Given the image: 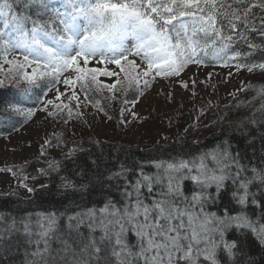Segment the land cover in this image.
<instances>
[{
	"label": "snow or ice",
	"instance_id": "1",
	"mask_svg": "<svg viewBox=\"0 0 264 264\" xmlns=\"http://www.w3.org/2000/svg\"><path fill=\"white\" fill-rule=\"evenodd\" d=\"M258 51L264 0H0V89H9L0 110L13 129L37 111L67 124L84 103L105 111L97 94L134 107L138 97L127 93L143 95L160 80L189 90L173 79L189 65L264 71V60L250 59ZM130 112L120 108V124ZM239 134L245 147L225 135L129 165L82 160L83 145L54 133L41 145L47 166L38 175L0 168L29 198L38 191L30 179L56 190L50 208L0 209V264L16 256L20 264H260L253 249L264 261V150L255 162L254 138Z\"/></svg>",
	"mask_w": 264,
	"mask_h": 264
},
{
	"label": "rangeland",
	"instance_id": "2",
	"mask_svg": "<svg viewBox=\"0 0 264 264\" xmlns=\"http://www.w3.org/2000/svg\"><path fill=\"white\" fill-rule=\"evenodd\" d=\"M173 79L189 81V90L182 89L178 83L160 80L143 95H138L135 90L127 93L129 100L138 97L134 107L120 102L110 103L105 99L107 93L97 94L95 99L99 98L100 107L105 111H97L91 104L84 103L79 109L82 117L74 118L67 124L62 118H46L43 111H37L33 119L17 127L18 130L12 129L0 136V168L23 167L31 175H38L37 170L47 166L46 158L40 156L41 145L54 133L67 141L69 146L80 144L85 148L104 140L148 149L181 139L199 141L217 131L243 127L253 119L257 123L263 114L257 111L264 104V96L258 97L259 90L264 88V71L259 69L249 73L247 70L237 72L234 68L198 67L193 64L180 77ZM191 79L197 81L195 89H192ZM51 96L52 93H49V98ZM123 98L121 95V100ZM121 107L131 110L125 113V119L130 121L127 124L119 123ZM39 108L40 105L37 106ZM201 110L203 116L200 115ZM131 113H136L135 118ZM49 151L56 159H63L59 149L51 148ZM45 182L43 177L27 181L37 189ZM0 195L30 196L8 172H0Z\"/></svg>",
	"mask_w": 264,
	"mask_h": 264
},
{
	"label": "trees",
	"instance_id": "3",
	"mask_svg": "<svg viewBox=\"0 0 264 264\" xmlns=\"http://www.w3.org/2000/svg\"><path fill=\"white\" fill-rule=\"evenodd\" d=\"M259 42V38L253 37ZM264 58V52H257L254 57L250 59L260 60ZM9 89H0V94L7 95ZM99 101V98L96 99ZM38 106V105H37ZM36 106V107H37ZM6 113L3 110H0V136L9 133L11 128L7 125L6 122ZM21 125H17L20 127ZM231 127V126H230ZM243 130L247 133L249 137L254 138V142L251 146H248V154L252 156L254 154L255 162L259 163L262 155V150H264V113L259 117V121L256 124H245L243 127L238 128H228L223 131H217L208 135L205 138L199 140L200 146L211 145L217 138L221 136H231L234 140L238 141L241 144V147H245L244 137H242L239 132ZM190 145L195 147L194 141L189 139H181L179 141L168 143L166 146L162 147H152V148H142L139 146H131L125 144H118L115 142L101 140L98 143L87 145L85 147L87 151L80 153V158H83L91 155L92 157L102 156L105 159H111L113 163L117 161L125 162L129 165L133 164L135 161L146 158L150 155H159L165 150L171 148L179 149L183 145ZM55 188H52L51 194L47 193L43 189H39L35 194L31 195V198L20 197L17 195H0V209L2 210H11L14 213L23 214L24 212L43 210L44 208L52 207L50 201L56 199ZM256 254V258L260 264H264V261H261V254L258 248L253 249ZM21 257L16 256L14 258V264H20Z\"/></svg>",
	"mask_w": 264,
	"mask_h": 264
}]
</instances>
